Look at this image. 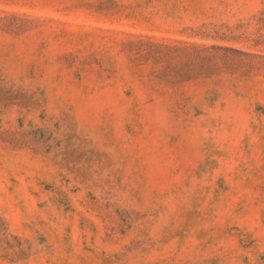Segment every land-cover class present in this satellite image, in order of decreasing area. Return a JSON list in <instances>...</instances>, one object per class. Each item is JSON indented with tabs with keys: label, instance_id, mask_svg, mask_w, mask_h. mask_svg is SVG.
Listing matches in <instances>:
<instances>
[{
	"label": "rangeland",
	"instance_id": "rangeland-1",
	"mask_svg": "<svg viewBox=\"0 0 264 264\" xmlns=\"http://www.w3.org/2000/svg\"><path fill=\"white\" fill-rule=\"evenodd\" d=\"M0 264H264V0H0Z\"/></svg>",
	"mask_w": 264,
	"mask_h": 264
}]
</instances>
